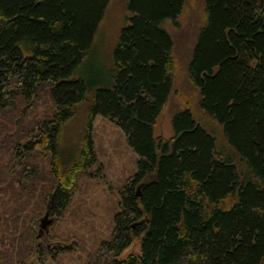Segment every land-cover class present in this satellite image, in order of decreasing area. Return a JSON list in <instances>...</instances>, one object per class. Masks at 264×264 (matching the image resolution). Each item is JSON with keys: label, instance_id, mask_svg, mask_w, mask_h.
<instances>
[{"label": "trees", "instance_id": "16d2710c", "mask_svg": "<svg viewBox=\"0 0 264 264\" xmlns=\"http://www.w3.org/2000/svg\"><path fill=\"white\" fill-rule=\"evenodd\" d=\"M109 1L0 0V119L17 115L8 130L0 120V144L10 145L0 149V264L44 251L41 216H60L97 161L96 115L120 128L136 166L114 186L110 236L86 264H264V0L203 1L187 75L222 128L220 147L189 108L173 114L170 137L154 134L175 65L162 25L187 0H126L112 74L97 83L85 74ZM39 96L52 110L26 132L22 105ZM86 100L74 140L68 124ZM134 240L139 252L122 256Z\"/></svg>", "mask_w": 264, "mask_h": 264}, {"label": "rangeland", "instance_id": "374dc122", "mask_svg": "<svg viewBox=\"0 0 264 264\" xmlns=\"http://www.w3.org/2000/svg\"><path fill=\"white\" fill-rule=\"evenodd\" d=\"M203 1L187 0L184 12L179 18L175 21L163 22L162 26L173 42L172 57L175 65L171 94L156 119L155 135L170 137L173 134L171 122L173 114L183 108H189L193 118L215 136L216 140L217 137L222 136L220 124L211 120L200 109L198 89L192 85L187 75V63L203 21ZM128 15L126 0L109 1L84 66L85 74L94 83L107 79L112 74L111 51L121 27L127 22ZM88 101L86 100L78 107L68 124L69 132L67 133L74 136V140L78 139L79 129L85 122V108ZM30 105L23 104L21 110L23 115H20V120L26 126L24 127L26 132H30L35 127V123L31 124V120H40L44 114L48 115L52 110L47 96H39L37 101ZM16 116L13 111H10L4 117L5 120L0 119L7 124L5 129L10 128L9 121ZM91 136L97 161L77 177L72 200L64 212L60 216L51 213L48 215L52 218V222L47 226V237L38 240L44 251L32 257L30 264H86L89 253L90 255L94 253L96 245L110 236L111 218L116 208L114 186H118L135 171L136 155L127 146L120 128L100 115L94 116L91 122ZM222 138L223 136L219 139V143L221 141L223 143ZM3 141H1L3 143L0 144V149H3L4 143L10 146L6 139ZM0 153L6 161L5 158L8 156L3 152ZM17 183L18 180L15 181V186ZM53 234H57L60 239H51ZM56 245L61 247V251L53 256L51 251L56 250L53 248ZM64 246L66 250L63 249ZM138 252L139 244L137 240H134L124 250L122 256Z\"/></svg>", "mask_w": 264, "mask_h": 264}, {"label": "water", "instance_id": "95a60500", "mask_svg": "<svg viewBox=\"0 0 264 264\" xmlns=\"http://www.w3.org/2000/svg\"><path fill=\"white\" fill-rule=\"evenodd\" d=\"M48 215H49V209L47 208L44 214L40 218L37 236H40L42 231L47 230L48 224L52 222V218H49Z\"/></svg>", "mask_w": 264, "mask_h": 264}]
</instances>
